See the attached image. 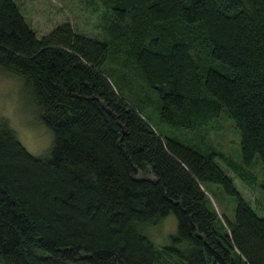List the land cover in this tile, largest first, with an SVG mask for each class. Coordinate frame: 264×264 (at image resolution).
<instances>
[{"label":"trees","instance_id":"1","mask_svg":"<svg viewBox=\"0 0 264 264\" xmlns=\"http://www.w3.org/2000/svg\"><path fill=\"white\" fill-rule=\"evenodd\" d=\"M102 1L108 24L97 39L67 22L37 37L15 2L0 0V69L21 78L51 134L35 156L0 119V262L264 264V215L215 160L248 185L253 160L264 167V0ZM114 74L127 75L129 93L140 79L130 95L144 105L153 88L170 129L224 112L241 163L163 134ZM208 182L236 197L233 219L212 206ZM169 212L176 232L155 245L144 230Z\"/></svg>","mask_w":264,"mask_h":264},{"label":"rangeland","instance_id":"2","mask_svg":"<svg viewBox=\"0 0 264 264\" xmlns=\"http://www.w3.org/2000/svg\"><path fill=\"white\" fill-rule=\"evenodd\" d=\"M25 22L32 28L35 35L40 37L55 25L67 22L74 31L97 39L106 36L107 12L102 0H13ZM129 64V63H128ZM109 62L103 67L108 66ZM129 72H131L129 70ZM124 75H112L111 79L120 94L131 103H138L141 110L148 114L152 124L163 134L174 135L182 141L195 144L207 152L222 151L233 161L241 163L240 134L231 117L224 112L198 129H170L158 115L159 98L153 88H149L148 101L144 103L131 92L136 90L135 84H144L133 77L127 83L130 93L124 84ZM131 86V87H130ZM132 87L134 88L132 90ZM34 106L30 103L28 91L23 87L18 76L0 69V119L7 122L15 136L25 149L35 156L44 155L51 141L49 130L38 120ZM221 169L232 179L240 195L249 201L256 213L264 215V190L260 183L264 179V167L258 157L248 167L254 175V182L245 183L220 158L215 156ZM145 172L139 171V174ZM250 176H248L249 179ZM255 183V184H254ZM207 186V188H206ZM212 206L222 218H234L236 197L226 193L220 184L208 182L205 185ZM223 219V218H222ZM177 221L172 212L164 215L159 222L146 226L144 233L156 245L168 243L170 235L176 232ZM160 264H184L175 257L165 256Z\"/></svg>","mask_w":264,"mask_h":264},{"label":"water","instance_id":"3","mask_svg":"<svg viewBox=\"0 0 264 264\" xmlns=\"http://www.w3.org/2000/svg\"><path fill=\"white\" fill-rule=\"evenodd\" d=\"M105 111L110 114V116H114V114L109 110L107 109L106 107H104ZM0 264H3L2 262H0Z\"/></svg>","mask_w":264,"mask_h":264}]
</instances>
